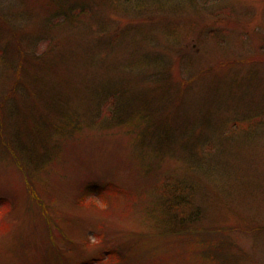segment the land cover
<instances>
[{
  "label": "rangeland",
  "instance_id": "1",
  "mask_svg": "<svg viewBox=\"0 0 264 264\" xmlns=\"http://www.w3.org/2000/svg\"><path fill=\"white\" fill-rule=\"evenodd\" d=\"M42 1L0 0V264H216L218 229L232 264H264V0H118L54 28ZM42 116L60 131L33 135Z\"/></svg>",
  "mask_w": 264,
  "mask_h": 264
},
{
  "label": "trees",
  "instance_id": "2",
  "mask_svg": "<svg viewBox=\"0 0 264 264\" xmlns=\"http://www.w3.org/2000/svg\"><path fill=\"white\" fill-rule=\"evenodd\" d=\"M118 2V0H102L101 2H95V0H43L40 4V6L42 7V10L46 12L47 14V20L46 23L50 24L53 28L55 26H66V25H72L73 23L75 24H81L82 22L80 21L81 19L83 20L85 17H92V18H96L97 16V11H102V9L105 8V6H108L109 4H111L112 6H115L116 3ZM102 29L100 28V31ZM97 44V43H96ZM95 44V45H96ZM91 50V49H89ZM89 51H85V53H87ZM70 52L65 51V54L63 53L62 56H55V61L58 60V58H62L64 59L63 61L68 62L69 61V56ZM72 57H77L76 60H78L80 53L78 55V53L76 54L75 52H71ZM153 55H145V57L143 58L144 60H146L151 66H154V62L156 63V57L155 59L152 57ZM89 61H91V57L89 56ZM71 65V64H70ZM40 66V65H39ZM36 68L38 69V67L36 66ZM41 70H39V74H36L33 79L36 81V84H41L40 90L37 91V94L35 97L38 99H42V100H48L47 96L44 95V93L47 91V89H43L44 87H46L48 85V78L46 76H42V74L51 71L50 69H47L46 67L42 66L40 68ZM53 71V70H52ZM51 71V72H52ZM47 80V81H46ZM49 80H51V78H49ZM55 87V86H53ZM120 88V87H118ZM108 87L105 86L102 90H107ZM164 92L165 95L168 94V90H162ZM55 93V92H54ZM51 95L49 93V97L50 98H55V97H60L63 95H65L64 93H58V95L54 94ZM106 94V91H105ZM116 94V93H115ZM117 95V94H116ZM64 97V96H63ZM57 99V98H56ZM59 101V99H57ZM117 101H120V97L117 99ZM26 103V102H25ZM44 104L48 105L49 102H44ZM5 106V104L3 103L2 105V110L3 111V107ZM19 105H17V109L16 111H14V109L9 107L10 112H8L11 117H19L16 115L17 110H18ZM7 110V109H6ZM21 113V110L19 111ZM65 114V119H67L68 122H70L72 120V118H69L68 116L70 115L69 113H64ZM146 116H143V119L146 120V124H148L147 126H152V124L150 123V121L154 118H152L151 115H149L148 113H146ZM44 117V116H42ZM39 118V119H38ZM35 119V123H32L30 127H32L33 129V135L35 134H40V135H46L50 134L51 136V132L52 129L54 128L56 131H60V127L56 126L55 123H52L49 121L48 118L44 117H38ZM110 120V119H109ZM37 121H41V123L37 122ZM114 121L120 123L118 121V119H114ZM125 121V118L122 116V122ZM155 124V122H154ZM62 127H68L67 124H63ZM75 127H79V125H75ZM155 127H157V125H155ZM153 130L155 132L154 128H149L147 130H145V128L141 129V135L142 137H147L149 138L150 141H153L156 146L159 144V142H162L167 133H156L155 137H150L149 136V131ZM19 131L22 133L24 131H22L21 129H19ZM46 131V133H45ZM2 138H4L3 136H1ZM47 137V136H46ZM35 139L39 140L41 137L37 138V136L34 137ZM146 139V138H144ZM19 148L21 149V152L27 151L26 149H24V146H27V144L23 143L21 145H18ZM14 154H17L16 152H13ZM17 156V155H16ZM22 158V157H20ZM20 165L21 167L24 166V163H22L20 161ZM28 171V170H26ZM178 200H170L167 198V202L163 203V209H166L168 212H170L171 215H174L170 217V219H176V211H180V210H175V207L177 206H183V203L181 200H179V203H177ZM177 205V206H176ZM185 209V206H184ZM183 209V210H184ZM196 211H198L196 209ZM194 218H197L196 214L193 213L191 215H185L182 214L180 216V219H183L184 221H188L189 219H192L191 222L194 220ZM169 220V219H168ZM192 224V223H191ZM190 227V226H188ZM177 232H180L181 229H176ZM193 231V229L191 230ZM213 231V230H212ZM222 230H216L213 231L211 234V238L210 240H212L211 243V248L209 250V258H212L213 260L215 259L216 264H232V258H230L229 254L226 252L228 245H230V241H231V237L229 236V234L227 236H222ZM220 248H222L223 252L220 250ZM221 259V260H219Z\"/></svg>",
  "mask_w": 264,
  "mask_h": 264
}]
</instances>
